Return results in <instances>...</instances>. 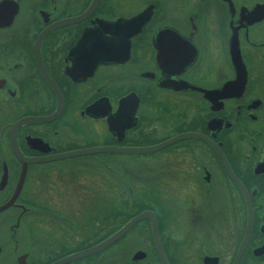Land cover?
<instances>
[{
  "label": "flooded vegetation",
  "instance_id": "flooded-vegetation-1",
  "mask_svg": "<svg viewBox=\"0 0 264 264\" xmlns=\"http://www.w3.org/2000/svg\"><path fill=\"white\" fill-rule=\"evenodd\" d=\"M91 1L0 0V264H264V0Z\"/></svg>",
  "mask_w": 264,
  "mask_h": 264
},
{
  "label": "water",
  "instance_id": "water-1",
  "mask_svg": "<svg viewBox=\"0 0 264 264\" xmlns=\"http://www.w3.org/2000/svg\"><path fill=\"white\" fill-rule=\"evenodd\" d=\"M96 2L97 0H92L91 6H93ZM116 25L117 24L113 25L110 23L104 24L102 27V30L109 31L110 30L109 27H112V30H114V26ZM124 29H126V27H124ZM97 30H98L97 26L86 30L83 33L81 39L79 40L78 45L74 47L73 49V55L76 57V59H79L80 61L83 60V65H85L86 68L90 67V69H92L96 65L97 61L106 60V59H109L115 56L113 53L114 50L121 51L128 45V38H126L127 41L126 40L124 41V40H121L122 39L121 37L116 39L115 35H112L111 37L106 36L105 34L99 35ZM128 34H129L128 32H125V36H127ZM126 50H128V46ZM79 64L80 62L78 63V60H77L75 67H78L77 65ZM172 140H174V138H172L170 141ZM163 145L164 144H158L153 147H149L147 150H154ZM95 149H97V152H107V151H112L113 147L97 146V148ZM91 150H94V148ZM146 214L147 213H142L141 215L135 217L130 222H128L121 230H119L117 233H115L108 239L97 244L96 247L86 249L76 255L63 258L53 264H62L64 262L71 260L72 258L79 257V256H86L95 251L101 250L102 248L107 246L109 243H111L113 240L118 238L123 232L129 229L137 220L146 216Z\"/></svg>",
  "mask_w": 264,
  "mask_h": 264
},
{
  "label": "rangeland",
  "instance_id": "rangeland-1",
  "mask_svg": "<svg viewBox=\"0 0 264 264\" xmlns=\"http://www.w3.org/2000/svg\"><path fill=\"white\" fill-rule=\"evenodd\" d=\"M134 0H115L112 2L113 7H117L119 11L130 12L134 9Z\"/></svg>",
  "mask_w": 264,
  "mask_h": 264
}]
</instances>
